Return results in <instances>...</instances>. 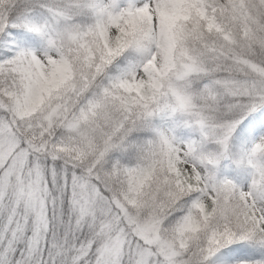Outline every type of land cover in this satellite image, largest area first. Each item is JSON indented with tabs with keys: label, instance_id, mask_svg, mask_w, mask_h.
Listing matches in <instances>:
<instances>
[{
	"label": "snow or ice",
	"instance_id": "1",
	"mask_svg": "<svg viewBox=\"0 0 264 264\" xmlns=\"http://www.w3.org/2000/svg\"><path fill=\"white\" fill-rule=\"evenodd\" d=\"M0 264H264V0H0Z\"/></svg>",
	"mask_w": 264,
	"mask_h": 264
}]
</instances>
